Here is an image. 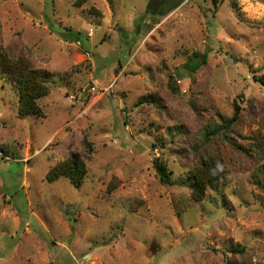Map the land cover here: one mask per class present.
<instances>
[{
  "label": "rangeland",
  "instance_id": "1",
  "mask_svg": "<svg viewBox=\"0 0 264 264\" xmlns=\"http://www.w3.org/2000/svg\"><path fill=\"white\" fill-rule=\"evenodd\" d=\"M0 51L55 81L18 118L0 72V264H264V0H0ZM84 139L81 186L48 182ZM208 156L201 201L153 165Z\"/></svg>",
  "mask_w": 264,
  "mask_h": 264
},
{
  "label": "trees",
  "instance_id": "2",
  "mask_svg": "<svg viewBox=\"0 0 264 264\" xmlns=\"http://www.w3.org/2000/svg\"><path fill=\"white\" fill-rule=\"evenodd\" d=\"M222 0H211L212 5L217 6ZM67 31V30H66ZM70 31V29H68ZM79 36L76 33L75 38ZM198 55V54H195ZM203 62H205L206 54H203ZM200 61L189 58L186 63L188 72H194L199 66ZM182 70V68H178ZM0 72L2 75L10 77L15 84L17 100V117L25 118L29 115L41 116L42 109L39 105L40 99L47 96L54 84V74L48 70L38 69L31 66L30 62L22 55L12 58L0 51ZM147 97H145L146 99ZM147 102L150 100L147 99ZM239 116V108L236 106L234 114L222 121L214 129L208 131L207 134H217L222 131H228L237 121ZM86 154L71 153L66 159L57 163L49 169L46 174L48 182H54L59 178H65L75 187H80L87 176V167L85 158L93 151L91 142L84 139ZM0 152H3L0 150ZM154 168L156 170L159 181L163 184L173 185L181 184L191 188V195L194 201H201L206 196L209 189H214L219 183L220 178L225 172L222 159L219 156H208L201 158L199 165L189 172L183 180H173L171 173L167 170L166 165L158 158L154 159ZM261 178L254 179V184L264 189V166L259 172ZM244 250H240L242 252ZM234 264H247L245 262Z\"/></svg>",
  "mask_w": 264,
  "mask_h": 264
}]
</instances>
